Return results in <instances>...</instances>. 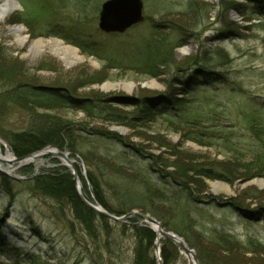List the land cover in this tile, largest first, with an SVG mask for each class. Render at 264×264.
Masks as SVG:
<instances>
[{"label": "rangeland", "instance_id": "rangeland-1", "mask_svg": "<svg viewBox=\"0 0 264 264\" xmlns=\"http://www.w3.org/2000/svg\"><path fill=\"white\" fill-rule=\"evenodd\" d=\"M15 1L18 6L0 22V76L17 86L67 91L73 102L37 108L32 115L10 103L0 110V171L9 174L0 172V264H134L135 227L154 234L146 264L189 263L163 238L157 250L155 231L137 217L123 224L106 218V227L102 216H96L88 230L76 219L66 192L53 199L18 185L61 173L69 174L73 184L76 174L89 203L112 214L97 200L99 192L91 182L94 176L107 181L100 193L110 207L121 209L124 201L121 205L133 208L130 212L151 216L180 237L198 261L210 256L218 264H264V190L255 184L264 178L243 171L255 155L229 151L223 143L226 136L234 137L244 147L258 128L264 129V0H142L144 22L114 40L99 29L101 7L108 0ZM15 25L24 27L21 38L27 42L9 31ZM80 32L108 42L120 54V64L83 53L64 39ZM165 38L175 44L170 69L155 72L142 56L135 63L127 61V55L137 57L138 49L143 55L145 40L161 43ZM37 39H59L85 60L65 68L53 56L33 55L29 46ZM106 84L115 87L107 90ZM168 94L176 98L175 107L165 101ZM94 102L110 116L99 117L96 111L91 117L83 110ZM190 103L200 105L206 118L200 127L177 130L164 115L178 119L193 109ZM145 105L160 114L132 128L113 122L118 115L142 119ZM42 117L83 130L85 138L77 147L82 154L49 146L68 153L73 166L52 156L28 164L12 162L17 157L3 135L38 126ZM216 130L222 139L211 138L218 136ZM198 132L202 140H191ZM121 153L129 156L127 164L137 163L136 171L104 159ZM218 173L229 180L218 179ZM236 211H243L240 217Z\"/></svg>", "mask_w": 264, "mask_h": 264}, {"label": "trees", "instance_id": "trees-1", "mask_svg": "<svg viewBox=\"0 0 264 264\" xmlns=\"http://www.w3.org/2000/svg\"><path fill=\"white\" fill-rule=\"evenodd\" d=\"M46 7L48 8L49 6H43L42 8H44L45 10ZM55 36H58V34H55ZM102 36H105L106 38L113 40L123 38L122 35H102ZM64 39L67 42L79 48L83 53H86L90 56H95L103 60H106L105 58H110V60L114 64H120L118 59V56L120 54L118 55L116 52H114L113 49L108 44V42L104 40H99L96 37L92 38L91 36L90 37L86 36L81 32L76 33L74 37H72V39H69L68 37H64ZM150 42L148 43V40H145L142 43L147 46L146 48V46L144 45L146 50L144 48L143 55H141L140 49H138L136 54L137 57L136 56L131 57L127 55L128 56L127 61H132L135 63L139 60L140 56H142L141 57L142 59H146L147 57V61H151L150 68H152L153 71L155 72L160 73L159 68L161 67L163 68L166 67L167 69H170L174 64L172 52H173V48H175V44H173L167 38H165L161 43H158V41H154V43L153 42L150 43ZM150 76L155 77V75L151 73ZM13 82L14 80H12L11 78H5L0 76V110L3 109L4 107H7V104L10 103L12 105H16L15 108H19L21 112L25 114L27 113L28 115L29 114L32 115L37 108L52 109L57 107H67L70 104H72L71 102H73V99L71 98L72 96L67 91L65 92L63 90H60L61 91L60 93L55 91L54 89L55 92H53V90H50L51 88L48 89L47 87L36 88L32 86H25V84L19 82H18L19 86H17V84ZM83 101L92 102L91 100L89 101V99ZM165 101H167V104H169L170 106L175 107L176 98L173 97V94H168V97L166 98ZM192 104L193 103H190L188 107L193 108L191 106ZM144 107L145 108L142 109L143 113L141 114V116H143L142 119H139V117L129 118L118 115L117 117H114L115 119H113L114 120L113 122L123 123L125 124V126L132 128L133 125L139 124L140 122L143 123L148 122L153 115L160 114V113L154 114L153 111L148 107V105H145ZM83 110L91 114L90 115L91 117H96L97 114L95 113L96 111L100 113L99 115H97L99 117L101 116L104 118H108L107 116L109 114L104 108H98L95 105V102L93 105L91 103H88V105L85 106ZM164 116L169 117L170 124L177 126L176 128L177 130H181L183 127L188 125H195L197 127H200L204 122V118H206L204 117V113L203 110L200 108V105L195 106V108L193 109L187 110L185 114L178 115V119L172 118V116H170L169 114H166ZM207 120H210V118ZM27 128L24 131H22L20 134H12L13 135L12 136L11 134L6 133L5 135H3V137L6 140H8V143L11 146L13 153L17 158L29 156L49 146H55L59 149H63L65 146H67V148L71 152H73L74 155H76V153H80L77 147L78 145H80L81 139L85 138V136L82 134L83 131L82 129L79 128L75 129L70 124L55 122L53 118L42 117L41 122L38 126H34L33 124H31L27 126ZM216 131L219 133L218 136L211 138H214V140L222 139V133L218 130ZM263 133H264V129L258 128L251 135V140L244 147L239 146L238 144H240V141L235 140L234 137L228 138L226 136L225 137L226 139L223 142L224 147L229 151H235L242 154L251 153L256 156L255 159L253 160V163L243 166L244 167L243 171H245L247 175L252 174L254 171L255 175H252L253 178H264V138L262 136ZM93 138L99 140V136L96 135L91 136V139ZM107 139L111 140L110 138ZM96 140L94 139L93 142L95 143ZM191 140L193 141L202 140L199 135V132L195 135V137H191ZM99 156L104 157L103 155H99ZM128 157L129 156H127L125 153H121L117 157H112V158L108 157L104 159L112 161V163L118 164L120 166H124L129 161ZM138 160L139 159H135V162H138ZM127 165H129L131 169L135 171L137 170L136 169L137 163H135V165H133V163L132 164L129 163ZM185 172H186L185 176H187L188 171L186 170ZM139 175L141 177L146 178L145 176L147 174H144L143 172L139 171ZM216 177L218 179L224 178L226 180H229L227 179V176L223 175L222 173H218ZM91 182L94 185L96 191L99 192V194H97L96 197L97 200L101 202L104 205V207L113 215L123 216L129 213L130 209H133L130 207L122 206L121 204L124 203L123 201L122 203H119L121 209L114 210L106 202L107 199L102 197L100 193L103 191V185H109L107 181H102V179L98 178V176H94ZM18 185L20 187L27 189L31 194H38V195L43 194L53 199L59 198L61 195H64V193L66 192L68 196L70 195L74 203L73 209L75 210L74 215L76 219L81 224L85 225L88 230L92 228L91 224L93 219H95L96 216H100L94 213L93 211L86 209L80 203L77 202V200L75 199L77 195L74 189V184L69 174L61 173V175L59 174L57 176H52V177L41 175V176H37L36 178L28 179L25 181L23 180L21 183H18ZM9 196L13 198V194L10 193ZM242 212L243 211H236L235 214H237L240 217V214ZM257 213L260 212L257 211L255 214ZM257 215H258L257 217L260 216L259 214ZM101 218H102L101 220L103 221L104 224H106L107 227V219L104 217ZM123 228H127V227L124 226ZM134 229L136 231L135 238L137 239L134 264H146L147 245L149 246L153 243L154 234L147 229H141L138 227H135ZM147 241L148 244H146ZM199 261L201 264H218L215 263V261H213L210 256L206 257V259L204 260L199 257ZM150 264H153V262H150Z\"/></svg>", "mask_w": 264, "mask_h": 264}, {"label": "water", "instance_id": "water-1", "mask_svg": "<svg viewBox=\"0 0 264 264\" xmlns=\"http://www.w3.org/2000/svg\"><path fill=\"white\" fill-rule=\"evenodd\" d=\"M143 21H144V17H143L142 0H108L101 7V12L99 17V29L101 32L105 34H123L132 27L141 24ZM1 140L2 139L0 138V141ZM68 155H69L68 153L58 151L55 147H48L39 153L20 159L15 157L13 158V154H12V158H13L12 162H16L20 164H28L33 161H37L40 159H44L45 157L52 156V157H58L62 159V161L67 162V164H69L70 166H73L72 165L73 162L68 159ZM1 160L3 162H7L3 159ZM0 172L2 174L9 175L5 171H0ZM258 181H264V180L259 179ZM74 185L77 196L79 197L81 203L85 207L98 213L100 216L104 218H107L113 222H117L121 224L126 223L131 218L137 217L146 224H149L155 231L158 237L156 242L157 250L159 249V240L163 238L173 243L181 253L185 254L189 258L191 264L198 263L194 252L188 248L186 243L177 235L171 232H166V230H164L161 227L160 223L157 220L153 219L151 216L140 213L138 211H132L122 217H117L114 216L113 214H109L101 207H96L91 203H89V201L82 195L81 187L79 186V181L76 174L74 175Z\"/></svg>", "mask_w": 264, "mask_h": 264}, {"label": "bare ground", "instance_id": "bare-ground-1", "mask_svg": "<svg viewBox=\"0 0 264 264\" xmlns=\"http://www.w3.org/2000/svg\"><path fill=\"white\" fill-rule=\"evenodd\" d=\"M17 5V3L13 0H2L0 5V22L4 21L8 14L14 9V7ZM9 31L14 34L18 41H20L22 44L27 42L26 38H21L22 34L25 32L24 27L20 25L11 26ZM29 51L31 54H48L50 56H53L54 58L58 59L65 68H71L79 63L84 62V57H82L79 53V51L72 47L66 45L63 41L59 39H37L34 41H31V44L29 46ZM154 85V84H152ZM112 84H106V89L112 88ZM124 88H130L131 85L128 84H122L121 85ZM115 87V86H113ZM3 144V142L0 141V145ZM8 158H12V155L7 154ZM255 182V184L262 188L264 190V181H258Z\"/></svg>", "mask_w": 264, "mask_h": 264}]
</instances>
